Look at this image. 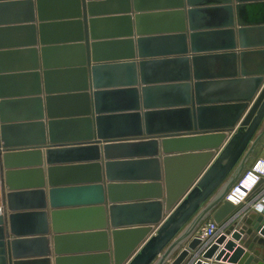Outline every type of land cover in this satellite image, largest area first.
<instances>
[{"label":"water","instance_id":"95a60500","mask_svg":"<svg viewBox=\"0 0 264 264\" xmlns=\"http://www.w3.org/2000/svg\"><path fill=\"white\" fill-rule=\"evenodd\" d=\"M263 136L264 0H0V264H264Z\"/></svg>","mask_w":264,"mask_h":264},{"label":"built area","instance_id":"2783aa9c","mask_svg":"<svg viewBox=\"0 0 264 264\" xmlns=\"http://www.w3.org/2000/svg\"><path fill=\"white\" fill-rule=\"evenodd\" d=\"M261 177H264V156L255 159L252 165L242 172L239 179L226 194L225 199L235 205L245 203V197L248 192L256 185ZM238 190L242 192L241 196H236ZM233 197L237 199L233 200ZM247 209L264 215V188L249 204ZM220 232H222L221 228L211 218L204 220L203 224L196 231L202 239H210Z\"/></svg>","mask_w":264,"mask_h":264},{"label":"crops","instance_id":"0c3cea01","mask_svg":"<svg viewBox=\"0 0 264 264\" xmlns=\"http://www.w3.org/2000/svg\"><path fill=\"white\" fill-rule=\"evenodd\" d=\"M261 156H264V141H263V139H261V141L259 143H257V145L254 147V149L252 151L251 159L255 160V159H257V158H259ZM243 208H246V204L243 206ZM248 211L249 210L246 209V212H248ZM208 218H211V217H208ZM203 222L204 221H202L201 224H203ZM254 253H255V256L258 257V258H260V257H262L264 255V251H262V249H260L258 246H255ZM223 264H226V263H223Z\"/></svg>","mask_w":264,"mask_h":264},{"label":"rangeland","instance_id":"374dc122","mask_svg":"<svg viewBox=\"0 0 264 264\" xmlns=\"http://www.w3.org/2000/svg\"><path fill=\"white\" fill-rule=\"evenodd\" d=\"M262 139H263V141H264V136H263ZM253 162H254V159H253V160L250 159L249 162H248V164H247V166H246V168L250 167V166L252 165Z\"/></svg>","mask_w":264,"mask_h":264},{"label":"bare ground","instance_id":"6f19581e","mask_svg":"<svg viewBox=\"0 0 264 264\" xmlns=\"http://www.w3.org/2000/svg\"><path fill=\"white\" fill-rule=\"evenodd\" d=\"M242 192L240 190H238L236 192V196H241ZM237 198L236 197H233V200H236Z\"/></svg>","mask_w":264,"mask_h":264}]
</instances>
